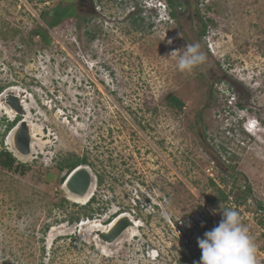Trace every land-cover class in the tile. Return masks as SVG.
Returning <instances> with one entry per match:
<instances>
[{
	"label": "rangeland",
	"instance_id": "1",
	"mask_svg": "<svg viewBox=\"0 0 264 264\" xmlns=\"http://www.w3.org/2000/svg\"><path fill=\"white\" fill-rule=\"evenodd\" d=\"M72 5L0 0V102L10 108L11 92L26 100L21 114L0 106V149L15 158L0 168V264H199L197 238L233 207L262 248L264 136L242 123L264 127V0H200L199 16L173 18L101 0V13L49 26ZM193 43L207 59L182 72L178 57ZM22 127L47 143L30 139L22 154ZM81 158L93 185L83 208L58 169ZM119 218L133 224L102 240L96 230Z\"/></svg>",
	"mask_w": 264,
	"mask_h": 264
},
{
	"label": "clouds",
	"instance_id": "2",
	"mask_svg": "<svg viewBox=\"0 0 264 264\" xmlns=\"http://www.w3.org/2000/svg\"><path fill=\"white\" fill-rule=\"evenodd\" d=\"M135 1L139 5L148 2V0ZM151 9L155 10L156 13H161L159 12L161 9H158L157 6ZM166 21L169 22L168 15ZM184 49L183 54L179 55L177 63L178 69L182 72H191L196 66L203 64L207 59L205 53L201 51L199 43L186 44ZM177 52L178 50H174L170 55H175ZM228 99L234 101L231 95H228ZM243 115L235 117L234 123L236 125L244 118H247L246 114ZM254 123L255 125L250 120L244 121L242 123L243 132L249 137L259 140L260 136H264V127L259 125L260 123L257 120ZM92 198L93 196H90L86 202L82 203V206L90 203ZM93 225L92 222V225L89 224V227L91 228ZM137 227H140V225ZM133 236L136 237V235ZM197 243L202 251L199 264H258L257 245L250 236L247 227L242 224L240 213L234 207L224 209L223 218L218 226L214 227L211 231L205 232L202 239L197 238ZM154 258H157V255Z\"/></svg>",
	"mask_w": 264,
	"mask_h": 264
},
{
	"label": "water",
	"instance_id": "3",
	"mask_svg": "<svg viewBox=\"0 0 264 264\" xmlns=\"http://www.w3.org/2000/svg\"><path fill=\"white\" fill-rule=\"evenodd\" d=\"M9 100V105L11 106L10 108H12L14 112H18L21 114L23 112V109L17 98H15L14 96H10ZM22 121L21 124L24 125L25 122L23 123ZM29 141L30 138L28 135V131L25 127H22L16 138V145L18 146L17 148L22 154L29 153ZM85 167L86 166L83 167V165H80L67 176L64 182V187L69 193L82 196L89 188L92 177L88 167ZM130 224L132 225L133 223L124 218L118 221L116 226L109 230V232L103 233L96 231V233L100 234L102 240L112 242L119 237V235L125 230L127 226H131Z\"/></svg>",
	"mask_w": 264,
	"mask_h": 264
},
{
	"label": "flooded vegetation",
	"instance_id": "4",
	"mask_svg": "<svg viewBox=\"0 0 264 264\" xmlns=\"http://www.w3.org/2000/svg\"><path fill=\"white\" fill-rule=\"evenodd\" d=\"M72 1H73V5L71 6V9H70L71 13L67 14L66 16H69V17L76 16L77 12L80 15H82L81 12H84L85 15L86 14L93 15L96 13L98 14L101 13L100 8L96 5L97 2L101 0H72ZM198 1L200 0H164L167 11L172 18L177 17V16L182 17L186 12L188 13L192 12L193 17L199 16L197 15V12L200 10L198 9V6H199ZM211 7H215V6L212 3L209 4L208 6L205 5L204 10L210 11V9H212ZM128 16H134V13H131ZM202 28H203V25L200 26V31L197 32L198 34L202 33Z\"/></svg>",
	"mask_w": 264,
	"mask_h": 264
},
{
	"label": "trees",
	"instance_id": "5",
	"mask_svg": "<svg viewBox=\"0 0 264 264\" xmlns=\"http://www.w3.org/2000/svg\"><path fill=\"white\" fill-rule=\"evenodd\" d=\"M65 17H69V16L58 15L57 14L56 17L53 18V23L50 24L49 26L58 24ZM133 22L137 24L138 21L134 20ZM140 23H141V20H140ZM205 29H206V26L203 25L202 35L205 32ZM37 33H38L37 35L41 36V41L43 43H47L44 31L37 32ZM90 38H93V35H91ZM166 101H167L168 105L171 108L175 109L176 111H181V109L183 108V105H184L183 102L180 99L176 98L172 94H170V95H168L166 97ZM14 162H15L14 156L10 152H8L6 149L1 148L0 149V168L1 169H5V170H11L13 168ZM80 165H87V162H86L85 158L75 159V160L68 159V160L64 161L63 163H60L59 166H58V169L60 171L63 168H66L68 170V172L71 173L75 168H77ZM97 178H99V180H101L100 176L99 177L97 176ZM90 201H93V198ZM83 207H86V206H82V208ZM257 209H258L259 212L260 211L262 213L264 212V208L262 206H260V205H257ZM86 217H91V216H86ZM77 220H78V218L76 219V221ZM261 226L264 227V223L261 222Z\"/></svg>",
	"mask_w": 264,
	"mask_h": 264
},
{
	"label": "bare ground",
	"instance_id": "6",
	"mask_svg": "<svg viewBox=\"0 0 264 264\" xmlns=\"http://www.w3.org/2000/svg\"><path fill=\"white\" fill-rule=\"evenodd\" d=\"M10 94H12V96H13V93L11 92ZM24 97V96H23ZM25 99V98H24ZM23 102V103H22ZM1 103V102H0ZM26 103V100H24V101H21L20 102V104H25ZM0 106L1 107H5L4 109L5 110H7V113H11V111H14V110H11V108H9V107H7V106H5L3 103H1L0 104ZM25 108V107H24ZM27 109V108H26ZM25 110V109H24ZM16 113V112H15ZM20 116V115H19ZM29 117H26V119H25V121L26 122H28V119ZM23 122V121H22ZM37 133V132H36ZM35 133V130L34 131H32V132H29V138L30 139H32V140H35L36 142H38V143H42L41 141H43L42 139H40V138H38V134H36ZM44 139V138H43ZM47 142H44V143H42V144H46ZM30 151L32 150L33 151V149H34V143H32L31 141H30ZM36 148V147H35ZM65 188V187H64ZM93 190V185H92V183L90 184V186H89V188L87 189V191L85 192V194L84 195H82V196H79V195H71V193H70V196H72V199H74V201H77V202H80V203H84V201H86V199L89 197V195H91V193L93 192L92 191ZM120 220H122V218H119V219H117V220H115L114 222H112L111 224H110V227H109V229H107V230H105V232H109V230H111L112 228H114L115 226H116V224L118 223V221H120ZM138 225H136V227H137ZM129 236H133V232L131 231L130 232V235Z\"/></svg>",
	"mask_w": 264,
	"mask_h": 264
},
{
	"label": "built area",
	"instance_id": "7",
	"mask_svg": "<svg viewBox=\"0 0 264 264\" xmlns=\"http://www.w3.org/2000/svg\"><path fill=\"white\" fill-rule=\"evenodd\" d=\"M146 7L151 9L152 7H158V9L167 10L164 0H148V2L145 3ZM167 19V17H166ZM257 235L260 236L264 242V227L263 226H257ZM258 249V248H257ZM257 259L258 264H264V246L262 248H259L257 251Z\"/></svg>",
	"mask_w": 264,
	"mask_h": 264
}]
</instances>
